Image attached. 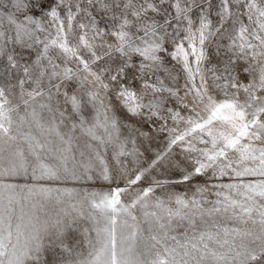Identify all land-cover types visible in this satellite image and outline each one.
Segmentation results:
<instances>
[{"label":"snow or ice","instance_id":"6c2138e0","mask_svg":"<svg viewBox=\"0 0 264 264\" xmlns=\"http://www.w3.org/2000/svg\"><path fill=\"white\" fill-rule=\"evenodd\" d=\"M0 264H264V0H0Z\"/></svg>","mask_w":264,"mask_h":264}]
</instances>
